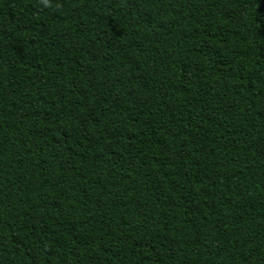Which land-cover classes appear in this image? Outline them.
I'll return each instance as SVG.
<instances>
[{"label": "trees", "instance_id": "trees-1", "mask_svg": "<svg viewBox=\"0 0 264 264\" xmlns=\"http://www.w3.org/2000/svg\"><path fill=\"white\" fill-rule=\"evenodd\" d=\"M0 264H264V0H0Z\"/></svg>", "mask_w": 264, "mask_h": 264}, {"label": "clouds", "instance_id": "clouds-1", "mask_svg": "<svg viewBox=\"0 0 264 264\" xmlns=\"http://www.w3.org/2000/svg\"><path fill=\"white\" fill-rule=\"evenodd\" d=\"M45 3H47V0H45Z\"/></svg>", "mask_w": 264, "mask_h": 264}]
</instances>
